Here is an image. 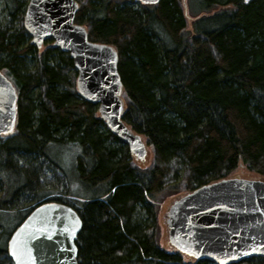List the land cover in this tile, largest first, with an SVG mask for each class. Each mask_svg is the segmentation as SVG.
Here are the masks:
<instances>
[{"label": "trees", "instance_id": "1", "mask_svg": "<svg viewBox=\"0 0 264 264\" xmlns=\"http://www.w3.org/2000/svg\"><path fill=\"white\" fill-rule=\"evenodd\" d=\"M2 1L0 72L17 101L15 128L0 136V264H12V231L47 202L81 219L79 264H216L176 251L159 217L239 164L264 178V0H186L193 16L182 0H78L75 23L117 51L122 120L148 148L143 164L79 98L69 56L30 43L28 0Z\"/></svg>", "mask_w": 264, "mask_h": 264}, {"label": "water", "instance_id": "2", "mask_svg": "<svg viewBox=\"0 0 264 264\" xmlns=\"http://www.w3.org/2000/svg\"><path fill=\"white\" fill-rule=\"evenodd\" d=\"M85 1V0H83ZM156 5L160 0H134ZM188 15L186 0H182ZM78 0H28L23 29L37 49L50 40L67 54L76 71L80 99L97 106L109 131L137 164L148 148L122 120L124 87L118 54L109 44L90 41L87 28L75 23ZM16 90L0 72V136L11 134L16 123ZM168 243L196 261L234 264L264 258V180L225 178L200 186L173 201L166 209ZM82 222L69 206L47 202L36 206L12 231L7 253L12 264H79L75 244Z\"/></svg>", "mask_w": 264, "mask_h": 264}, {"label": "rangeland", "instance_id": "3", "mask_svg": "<svg viewBox=\"0 0 264 264\" xmlns=\"http://www.w3.org/2000/svg\"><path fill=\"white\" fill-rule=\"evenodd\" d=\"M187 6H188V13L190 15L193 16V15H196L198 13L197 12L198 7H197L196 2H193V3L190 2V3H188ZM5 20H6L5 6H4L3 1L0 0V23H4ZM29 65H30L29 68L33 69L36 66V63H34L33 59H31ZM123 147L124 148H127V146L125 144H124ZM147 160H148V158H147ZM147 160H146V162L148 163V162H150L151 159H149V161H147ZM70 167H71V165H69V167H68L69 173L72 170L71 169L72 167L71 168ZM71 173L73 174V172H71ZM72 174H70V176ZM231 177L246 178V179H264V178H262V177H260V176H258L256 174H254V173L248 172V170L246 169V167L244 165H242V164H239V166L236 168V170L231 174ZM78 189H79L78 187L75 188L76 191H78ZM166 205H165L164 208H166ZM166 209L163 210V214L160 215V217H159V220H161L162 225L164 224L165 219H166V213H165L166 212ZM135 217L136 218H142V217L144 218V210H142V209H140V208L137 207ZM145 218H146V216H145ZM10 231H9V233H10ZM163 232H165V233H164L162 239L167 241V231H166V228H164Z\"/></svg>", "mask_w": 264, "mask_h": 264}]
</instances>
